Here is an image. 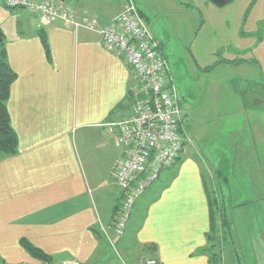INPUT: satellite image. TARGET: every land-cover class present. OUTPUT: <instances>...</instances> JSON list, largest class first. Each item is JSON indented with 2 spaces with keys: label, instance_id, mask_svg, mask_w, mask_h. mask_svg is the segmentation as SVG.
I'll list each match as a JSON object with an SVG mask.
<instances>
[{
  "label": "crops",
  "instance_id": "obj_1",
  "mask_svg": "<svg viewBox=\"0 0 264 264\" xmlns=\"http://www.w3.org/2000/svg\"><path fill=\"white\" fill-rule=\"evenodd\" d=\"M62 1L78 19L96 17L101 25L126 4ZM1 34L16 73L6 107L17 151L0 160V258L5 264L35 260L20 244L25 238L55 264H99L106 251L113 253L107 238L112 207L121 195L114 174L123 158L115 124L134 102L135 75L94 30L67 28L59 21L42 24L32 16L15 33ZM202 171L192 157L179 163L172 178L145 201L131 235L126 225L122 236L112 238L118 256L132 260L141 246L153 245L159 264H208L201 251L209 228ZM231 214L243 263L264 264V199Z\"/></svg>",
  "mask_w": 264,
  "mask_h": 264
},
{
  "label": "rangeland",
  "instance_id": "obj_2",
  "mask_svg": "<svg viewBox=\"0 0 264 264\" xmlns=\"http://www.w3.org/2000/svg\"><path fill=\"white\" fill-rule=\"evenodd\" d=\"M132 1L163 45L186 118L182 125L190 141L183 145L179 163L186 157L199 163L209 189L229 207L256 203L264 197V0H228L223 5L211 0ZM122 2L113 0L118 6ZM32 16L0 0V32L6 37ZM179 163L164 168L138 197L127 236L145 201L172 178ZM111 192H116L113 185ZM118 255V250L106 251L99 264H130L131 258ZM222 264H235L229 252H223Z\"/></svg>",
  "mask_w": 264,
  "mask_h": 264
},
{
  "label": "built area",
  "instance_id": "obj_3",
  "mask_svg": "<svg viewBox=\"0 0 264 264\" xmlns=\"http://www.w3.org/2000/svg\"><path fill=\"white\" fill-rule=\"evenodd\" d=\"M8 7H23L42 24L59 21L64 27H83L96 31L107 49L121 56L133 71L134 102L128 115L116 122V143L123 158L114 181L124 191L112 235L124 234L133 206L143 192L173 164L183 145L189 142L182 125L183 115L169 65L149 24L132 0L101 25L96 17L83 21L62 0H3ZM116 251V242L109 238ZM117 253V251H116ZM124 262V261H123ZM146 264H154L147 260Z\"/></svg>",
  "mask_w": 264,
  "mask_h": 264
},
{
  "label": "trees",
  "instance_id": "obj_4",
  "mask_svg": "<svg viewBox=\"0 0 264 264\" xmlns=\"http://www.w3.org/2000/svg\"><path fill=\"white\" fill-rule=\"evenodd\" d=\"M211 1L216 5H223L216 1ZM42 42L48 52V46L44 36H42ZM15 76L16 73L11 69L7 62L6 53L2 46V34L0 32V160L14 155L17 151V136L11 126L6 107L10 85ZM179 160L180 153L173 164L179 163ZM205 190L208 200L209 228L206 232V245L201 251L207 254L208 264H222V255L225 251L229 252L235 264H244L242 252H240L239 249L235 223L232 218L231 210L233 208H241L251 203H237L229 207L228 204L225 203V199L222 195L216 194L214 189H209L207 181H205ZM123 198L124 191L121 189L119 200H117V203L112 207V214L114 217L120 209ZM263 199L264 197L258 199L256 204ZM114 219L115 218H113L112 222H114ZM20 244L31 257L38 259L45 264L53 263V256L43 252L27 239L21 238ZM154 249L155 247L153 245L141 246L138 255L135 259L132 258L130 264H146L145 262L149 259L154 260V264H159L158 259L153 254ZM0 264H5L4 260L1 258Z\"/></svg>",
  "mask_w": 264,
  "mask_h": 264
},
{
  "label": "water",
  "instance_id": "obj_5",
  "mask_svg": "<svg viewBox=\"0 0 264 264\" xmlns=\"http://www.w3.org/2000/svg\"><path fill=\"white\" fill-rule=\"evenodd\" d=\"M213 1H216V2H219V3H225V2H227L228 0H213Z\"/></svg>",
  "mask_w": 264,
  "mask_h": 264
}]
</instances>
